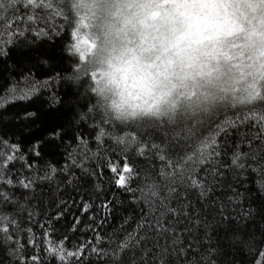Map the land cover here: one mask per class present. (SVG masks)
Here are the masks:
<instances>
[{
    "label": "trees",
    "instance_id": "obj_1",
    "mask_svg": "<svg viewBox=\"0 0 264 264\" xmlns=\"http://www.w3.org/2000/svg\"><path fill=\"white\" fill-rule=\"evenodd\" d=\"M20 11L25 10L21 8ZM88 11L84 8L81 14L87 17ZM40 14L43 15V11ZM35 27H44V21ZM70 32L65 22L57 20L54 29H47V35L37 36L29 30L23 36L15 37V42L6 49L7 55L0 56V94L11 87L27 90L37 82L40 84V91L31 99L10 103L0 109V137L18 144L28 162L33 164L29 169L23 161H17L10 168L21 177H44L50 173L51 167L57 169L51 179H36L31 190L6 189L15 203L4 204L0 211L14 215L22 228L32 227L37 236L42 234L39 225L51 220L54 236L62 238L67 235L69 248L92 239L94 231L88 227L92 226L106 238L100 247L110 252L114 245H110L107 238L124 239L138 223H154V216H159L162 211L158 200L153 208H149L138 192H126L111 182L107 159H117L125 147L112 137L135 132L139 140L160 145L164 154L172 159L183 156L195 141L184 140L183 133L181 137H174L172 126L102 124L104 117L98 110L88 111L95 98L89 91L87 78L79 83H73L71 79L78 57L68 51ZM24 112H35L36 116L24 120L21 118ZM101 127L106 134L102 142H98L95 137ZM55 129H60L61 135L58 139H50L48 134ZM207 134L206 125L200 127L195 136ZM238 140L233 133L223 141L224 160L229 159ZM36 141L41 142L39 156L31 151ZM240 151L248 152L249 148L241 145ZM124 154L139 174L131 182L133 189L155 181L164 190L167 182L160 176L164 162L154 151L147 157L138 156L135 145L130 144ZM260 155L264 156V153ZM79 163L89 172L102 171L103 176L97 179L86 174L84 168L77 166ZM257 179L251 169L242 173L238 169L225 170L206 197H201L197 189L186 183L180 185L170 200V206L177 209L178 214L164 217L163 226L168 231L148 227L139 230L141 239L123 254L120 264H160L162 253L166 264H209V261L214 264H254L256 253L264 249V194L257 187ZM97 183L100 184L99 190ZM236 192L240 194L236 202L229 203L228 197ZM105 201H111L110 212L100 207ZM85 202L91 204L86 213L82 211ZM221 204L226 206L225 216L231 214L234 219L221 218ZM29 212L35 214L31 221ZM249 212L251 214L247 215ZM59 213L63 216L57 220L55 217ZM77 217L80 224L73 232L71 228ZM27 235V232L20 233L21 243L26 245L24 254L30 256L34 250L27 245ZM249 243L251 251L247 246ZM9 247L0 244V264H18L9 254ZM40 254L45 264H58L43 252ZM84 264H113V261L110 254H89Z\"/></svg>",
    "mask_w": 264,
    "mask_h": 264
},
{
    "label": "snow or ice",
    "instance_id": "obj_2",
    "mask_svg": "<svg viewBox=\"0 0 264 264\" xmlns=\"http://www.w3.org/2000/svg\"><path fill=\"white\" fill-rule=\"evenodd\" d=\"M78 3L83 4V0H0V56L7 55L6 49L15 42V37L23 36L25 31L29 30L37 36L47 35V29H54L57 20H62L71 29L68 51L70 55L77 56V29L87 22L81 10H76ZM144 3L154 6L148 10L150 16L162 18L175 31L180 46L218 40L244 22L233 0H144ZM257 6H264V0H245V8ZM21 8L25 10L23 13L20 11ZM41 11L43 15L40 14ZM9 13L14 14L9 15ZM42 20L44 27L36 28L35 25ZM230 56L231 63L227 65L224 73L225 78L230 82L215 101L185 105L177 110L176 118L172 121L148 120L137 125L155 128H160L161 125L172 126L174 137H181L183 133L184 140L189 142L194 140L192 147L185 151L183 156L172 159L164 154L160 145L139 140L135 132L112 137L118 144L125 147L117 159H107L106 167L111 173V182L116 188L126 192L134 194L138 192L149 208H153L158 200L162 211L159 216H154V223H138L136 229L128 233L124 239L107 238V242L114 245L109 252V249L100 247L106 238L92 226H88L94 231L92 239L74 244L69 248L67 235L62 238L54 236L55 229L51 226V220L39 225L42 234L37 236L32 227L22 228L14 215L0 211V244L10 246L9 254L16 258L18 264H45L41 252L44 256L56 260L58 264H84L89 254L97 256L110 254L113 264H120L123 254L134 246V242L138 243L141 239L138 235L139 230L148 227L161 232L168 231L163 226L164 217L167 214H178V210L170 206V200L177 194L180 185L186 183L188 187L197 189L201 197H206L225 170L238 169L242 173L251 169L257 174V187L264 194V156L260 155L264 153V54L253 61L241 48L237 52H231ZM78 66L79 60L75 68ZM39 91V82L28 87L27 90L11 87L0 94V109L7 107L10 103L31 99ZM93 110L92 107L88 109L89 112ZM230 112L231 115H229ZM35 116V112H24L21 118L28 120ZM101 123L111 122L104 118ZM206 125L208 134L196 137L195 133L199 128ZM233 133L239 137V140L229 159L224 160L221 147L223 141ZM105 134L104 128L101 127L95 139L102 142ZM60 135V129H55L48 134L50 139H58ZM40 143L36 141L32 145L31 151L35 156L40 155ZM81 143L86 141L81 140ZM130 144L135 145L136 155L147 157L154 151L164 162V166L160 169L161 178L167 182L163 191L161 185L155 181L143 188L131 187L132 180L139 174L136 166L124 154L128 151ZM241 145H247L249 151H240ZM249 160L252 163H249ZM17 161H23L29 169L33 168V164L28 162L18 144L10 143L0 137V207L15 203L11 193L6 189L19 187L31 190L36 179H51L57 172L55 167H51L50 173L44 177H21L10 168ZM73 163L77 162L73 161ZM77 166L84 168L82 163ZM84 171L97 179L103 176L102 171L89 172L86 168ZM201 172L203 175H200ZM96 188L100 189L99 183L96 184ZM239 195L236 192L233 196H229L228 202H236ZM133 199H136L135 195ZM20 207L23 208V205ZM90 207L91 204L85 202L82 211L86 213ZM100 207L105 212H110L111 201H105ZM225 211L226 206L221 204L219 208L221 218L234 219L231 214L226 217ZM250 214V212L247 213V215ZM34 215L32 212L28 213L29 221ZM62 216L63 213H59L55 219L59 220ZM79 224L80 219L77 217L74 219L71 230L75 232ZM21 232L28 233L27 245L34 250L30 256L24 254L26 245L21 243ZM234 239L239 240V237ZM247 246L251 251L250 243ZM163 255L162 253L160 264H166ZM209 264L214 262L209 261ZM254 264H264V249L258 250Z\"/></svg>",
    "mask_w": 264,
    "mask_h": 264
},
{
    "label": "clouds",
    "instance_id": "obj_3",
    "mask_svg": "<svg viewBox=\"0 0 264 264\" xmlns=\"http://www.w3.org/2000/svg\"><path fill=\"white\" fill-rule=\"evenodd\" d=\"M101 7L89 0L76 10ZM150 7L144 0H113L103 7L102 24L89 16L77 29L79 66L71 79L87 78L95 98L91 107L121 126L172 121L185 105L215 101L228 82L227 34L180 46L175 31L148 14Z\"/></svg>",
    "mask_w": 264,
    "mask_h": 264
},
{
    "label": "rangeland",
    "instance_id": "obj_4",
    "mask_svg": "<svg viewBox=\"0 0 264 264\" xmlns=\"http://www.w3.org/2000/svg\"><path fill=\"white\" fill-rule=\"evenodd\" d=\"M88 2L89 0H83L85 4ZM91 2L98 3L102 7L99 11H88L86 16H93L95 23L102 24L105 19L103 7L112 3L113 0H91ZM233 3L237 6L244 22L227 34L229 42L223 49L227 65L231 63L230 53L237 52L241 48L253 61H256L261 54H264V6L245 8V0H233ZM229 82L230 80L225 84V88Z\"/></svg>",
    "mask_w": 264,
    "mask_h": 264
}]
</instances>
